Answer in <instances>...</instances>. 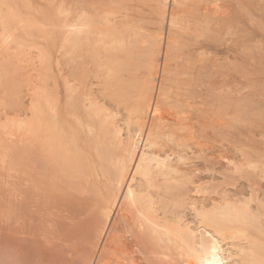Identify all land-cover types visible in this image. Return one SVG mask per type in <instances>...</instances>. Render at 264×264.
I'll return each instance as SVG.
<instances>
[{"label":"bare ground","instance_id":"bare-ground-1","mask_svg":"<svg viewBox=\"0 0 264 264\" xmlns=\"http://www.w3.org/2000/svg\"><path fill=\"white\" fill-rule=\"evenodd\" d=\"M11 1H14V0H0V10L2 11V13L0 11V14H2V18H3V19L0 18L2 20L0 23V25H2L1 26L2 32L0 34V40H2V42L6 45V47L8 46V48H11L9 46V44L11 45V42L16 43L17 46L22 47L24 45L23 38H20L18 40H15L14 38H12L13 35L10 34V32H9L10 30H9L8 26L10 24L9 19H10L11 14H12L11 17L13 20H15V22H22L25 19H23V18L21 19V15H19V14H21L20 12L15 13L17 7L12 10L11 7L13 6V4L11 3ZM78 1L75 0L76 4ZM84 1H89V0H83L82 3L79 1L81 4H79V2H78V5L81 7V5H83L84 3L86 4V2H84ZM99 1H102V2H99ZM99 1L98 0H90L88 2L89 4L83 5V8L80 10V12H79V10H77V12H79V13L75 12L76 11L75 7L76 6L78 7V5H76V4H74V6L75 5L76 6L73 8L71 7V5L70 6L67 5L68 7H71L72 9H74L75 13L73 12V10L71 8H67V6L63 7V9H64L63 12H66V14H68L67 20H66V18H65L66 21L63 19L65 21V22L64 21L63 22L66 23V25H65L66 30L64 32V37H63V42H62V44H63L62 48L64 47L66 49L64 54H67L66 55L67 58L65 57L66 58L65 61L66 62L69 61V62H67V64L71 63L72 65L76 64L77 66H76V68H73V71H74L73 73L69 74V72H71V70H69V72L67 73V76L65 75V79H64L65 80L64 81L65 82L64 83L65 92L64 93H62L63 91L61 92L62 95L64 94V97L60 96L61 95L60 94L61 89L58 88V85H59L58 82H60V80L56 81L55 76H54L55 78H53V76H48L47 73L45 76L43 74L44 77L47 76L46 78H44L42 75L41 76L43 78L41 76H39V77H41L39 79L41 82L38 83L39 82V80H38L37 81L38 85L36 86V84H35L36 88L34 87V90H32L33 91L32 93H34V95L32 94L33 98H31V100H32L31 104L29 102V105L31 106V111H32L33 115H35L34 116L35 117V122H34L35 125L33 127L32 133H29L30 128H28V130H26L25 132H23V130L21 132L19 129H18L19 131H17L18 132V135H17L18 145H19V143L20 144L23 143L25 145V147H27L30 150L29 151L30 153L28 151H27V153L29 154V158H31L30 154L32 153L33 156L31 155L32 156L31 162L32 161H34V163L36 162V165H37L36 169L42 168V166H44V169L47 172L46 176H48L53 183H57V184L61 183L60 185L62 187H65V188H71L72 189L73 185L80 188L79 186H83V184H84V188L86 189V191H88L90 193V196L85 198V199H81V198L80 199H78V198L72 199L70 197L71 200H69L68 197L70 195L69 196L63 195L64 197L68 198V201H66L67 200V198H66L65 202L69 203V205H67L66 203L63 202L64 205H63V203H61L62 205L59 206V202H58V206L60 208H57V207L53 206L54 205L53 202L55 200H53V202H52L51 201L52 199L48 197V193L50 192L49 190H51V189H49V187L44 186V188H42V189L40 188V191L36 190L37 192H34L36 194H32V196L36 195L38 197V199L33 200L34 202H32V201H29L30 199H28V197H27V195H28L27 190L22 189L23 185L21 187L18 185L19 183H22L20 179H22L23 182L24 181L27 182L26 180H24L25 178H21V175L19 174V176H17V177L20 178V179H18V180H20V182L18 181L19 182V183H17L18 186L15 185L14 189H10L8 187L9 183H8V180L6 179V181H5L6 187H4V188H6V190H5V194L3 196L5 199L3 198L4 201L2 203V204L5 203L4 207L2 206L4 209V212L2 214V216H3L2 218L5 222L6 227L3 226L5 228H3L4 230H1V232L3 231L2 232L3 234L1 233L3 240L2 239L0 240V242H2V244L0 243L1 244L0 250H3V252L2 251H0V252L4 255V257H3V259L1 258L0 264L2 263V261H4L2 264H46V262L50 259L47 256L48 252L53 254L51 257L52 260L56 254L55 252H53L54 250L51 247H50L51 249L49 248L50 251H47V250H49L48 249V247L50 246L49 243H52L54 246V245H57V243H58L57 240H59L60 238H61V240H64L66 238L65 240H68V242H70L72 239L76 241V239L82 238V240H83V237L85 239H86V237L87 238L93 237V242H91L92 248H94L93 250H91L93 256L95 254V253L93 254V252H96L95 251L96 248L99 249V250L97 249L99 251V253H101V254L105 253L104 255L100 254V257L98 258V260L95 258L96 262L98 261V263H96V264H101V263L103 264V261H104V264H106V263L110 264V260L113 261V262H111V264H113V263H116V264H146L143 262L145 257L143 258V256L141 257V255H143V253H144L143 250L147 247V245L149 248H151L150 242H152V241L157 242L158 245L165 247L166 249L175 251L176 254L179 256V260H180L181 264H205V261L213 259V256L211 253L212 245H214L215 249H216L214 259L216 261L220 262V264H239V259H237L236 256L244 255L245 257H247V254L248 255L249 254H252V255L255 254L256 256L258 255L259 257H262L260 259V261L258 262V264H264V242L262 241L263 238H261V236H259V232H263V231H261V229L259 231L258 229L254 230L253 228H251V225H253L256 222V218H258L262 214H264V194L262 195L263 197H260L257 195L256 190L258 191V187L253 188L254 191L251 190V193L252 192L253 193L250 196L244 195V197L242 196L239 198H236L237 197L236 195L234 197L227 195L226 192L229 190H227V191L225 190L226 191L225 192L224 189H222L223 194L221 193L222 195L216 196V197H219V199L214 197V199H217V200L213 201V199H212V203H210L209 200L211 201L210 198H212L213 196L212 197L210 196L209 198L207 197L209 200L206 199L205 201H204L205 198H203L202 202L204 201L206 203H202V202H200L201 200L200 201L198 200V198L197 199L190 198L191 196L185 197L184 194L173 192L172 186L175 185L176 183L178 184V182H179L178 180L180 177H184V176L188 175V173H189L188 171H191V169H193V170L198 169L197 166H195V165L193 167L187 166L189 163L188 161L191 162L194 158V155H196V153L199 156L200 153H202V150L203 149L205 150V148H203V146H201L200 144L195 143L197 147H199V146L201 147L199 149V148L195 147V145L189 144V142H187V140H190V138H191L190 135L193 134L191 132H193V130H195V128L193 127L195 125H193V123L189 122L190 124L187 125L186 124L187 122L184 123L185 118L183 120H180L179 121L180 123L177 121L171 122L168 118L171 116H167V118H168L167 119L166 115H163V112L164 111L167 112V111L163 110V108H162L163 106L161 107V105L159 103H161V101H163L162 97L163 98L165 97V99H166L165 101H168L167 98H169L170 96L168 97V93H167L168 89L166 90V88L169 86V84L167 83L168 84L167 87L164 86L165 84L163 85L164 86L163 88H165V91L159 89V92L157 94L154 92V90L156 88V75L158 74V68H159V65L157 68V64L159 63V61H157V56H159V55H157V54L159 51L161 52L162 48L160 49V47H161L160 45L162 44L163 38L165 40V38L168 35L163 37L164 33L162 32L163 34L161 33V35H160V33H159V35H156L155 38L151 39L149 37H146V36H149V33H148V35H146L144 32L146 30V26L144 27L145 30L142 29L143 27H139V26L137 27V30H134L136 28H134V26H131V22H130L129 18L126 19L127 15L124 16L123 21L121 19L117 22V20L111 19L113 16L112 13L115 10L119 11V10L123 9L125 6H127L126 4L128 2H130L131 0H111V1L110 0H108V1L107 0H99ZM132 1H136V0H132ZM137 1L141 2V0H137ZM147 1H148V3L151 2L153 4V7H151V5H152L151 3L149 5L150 6L149 9L154 11L153 13L152 12L151 13L154 14L156 12L158 15L155 13L154 16H156V17L159 16L155 19L159 18L160 22L163 24V25L161 24L162 28L159 27L160 25L158 26L159 30L162 31V29L165 27L166 21L168 22V23H166V25H169V32H168L169 37L168 38L170 39V37H171L170 41L173 39V37L170 36V35H172L170 33V30H171V28L174 29L176 27H177V29H179L183 33L187 31L190 35L187 34V32L185 34H187L189 36H193L194 38H199L200 35L202 34V36H201L202 39L204 37V34L209 30L207 33L208 34L211 32L214 33L213 36H212V34H210L212 37H214L215 33H217L218 35L216 34L217 36H215V37H217V39H219V40H221V39L225 40V37H224L225 34L224 33H226V35H227V30H225L226 32H223V34H221V32L224 29H227L228 28L227 26H229V25L230 26L228 28V32H229V30H233V29L237 30V28H238V30H240V28L241 27L244 28V24L247 25V23L251 27L250 28L248 26L247 30L248 29L251 30L253 27H257V28L259 27V30L262 29V27L264 29V26H263L264 24L262 21V20H264V7H262L263 5H262V3H260L262 0H260L259 2H258V0H237V1H235L236 4L231 3L232 5H231L230 9H229V7L225 9L224 7L227 6L225 4H224V6L220 5L222 3V0L221 1L216 0L215 3L213 2V4H216L218 1H220V4L217 3L216 5H218V6H216V5L215 6L216 7L220 6V9L221 10L223 9V11H221L220 9H218L214 6V8H216V9H214V8H213L214 10L210 9L211 11H209V12L214 11L215 13L212 12V13H214V16H216L217 13H219V15H221V16L218 15L219 16V17L217 16L218 19L216 17L217 20L220 19L219 21H217L215 18H213V15H212V17H210L207 14L206 10L208 11L209 8L208 9L205 8L206 10L204 9L206 14L205 13L203 14L202 10H200L201 13L199 15L198 8L201 9V7L197 5L198 7L196 6L197 8L196 7L194 8L193 6H195V5H193V6L190 5V6H192L191 7L192 9H191L188 6V3H190L189 0H187V2H186V0H184V1L183 0H147ZM147 1H146V3H147ZM203 1H205V0H203ZM230 1L234 2V0H230ZM19 2H22V1H19ZM111 2L113 3V6L111 5L112 4ZM184 2H186L187 6L186 5L185 6L188 7V9H189L188 11H190V13L192 14V16H191V15H189V12H185L189 16V18H186V19H189V23H191V24L186 22V21H188L185 19V17L187 15L184 13H180V12H182L181 8L179 10V13H180L179 18H180L181 14H184V16L182 15L183 17L181 16L182 17L181 19L186 23H183L182 20L179 21V18L177 16V10L179 9L178 7H183ZM200 3H202V0L199 1V4ZM20 4L26 5V2L20 3ZM109 5H111L112 9L110 7H108ZM180 5H182V6H180ZM24 6H22V7H24ZM147 6H148V4H147ZM14 7H15V4H14ZM186 7L184 9H187ZM137 8L139 10V7H137ZM137 8L135 9V11L137 10ZM174 8L177 10H174ZM141 9H142V11L141 12L139 11L141 13L139 15V20L140 19L142 20V18H143V20H145L147 18V16H149V14H151L149 12L150 10L148 11L149 12L148 15H146L147 11L145 10L146 12H143V10H144L143 7L140 8V10ZM184 9H182V10H184ZM195 9H197L198 11ZM228 9H229V11H228ZM231 9H233V10H231ZM61 10H62V7H61ZM61 10L58 9V12L60 13ZM110 10H112V11H110ZM194 10L196 11V14L192 13V12L195 13ZM204 10H203V12H204ZM216 11H218V12H216ZM258 11H261V12H258ZM125 12H126V10L123 12V14H125ZM220 12L222 14H224V12H227V15L230 16V18L227 16V18L229 20H227L226 15H224V17H222L223 15ZM229 12L231 15L229 14ZM236 12L239 15L236 14ZM143 13H146V14H144L145 16L143 15L144 17L141 16ZM240 13H242V14H240ZM244 13H246V14L243 15ZM257 13H259V14H257ZM109 15L110 16L112 15L111 18ZM135 15H138V13H136ZM193 15H195L194 18H190V16L193 17ZM240 15H242V17ZM246 15H247V17L252 16L251 19L248 18V20H247L248 22L245 21L247 19ZM256 15H259V16L257 17ZM51 16H54V15L51 14ZM151 16H153V15H151ZM154 16H153V18H154ZM197 16L201 17V19H202L201 23H198V21H199L198 19H200V18ZM202 16L204 17V20H203ZM233 17H235V18H233ZM236 17L239 19H243V20H241V23L244 22L243 26L240 27V25H242V24L237 23V22H240V20L239 19L236 20L237 19ZM261 17H263V18H261ZM150 18H152V17H150ZM253 18H255L254 19L255 21L252 20ZM57 19H58V17H57ZM135 19H137V21H138V18H135ZM155 19H153L154 22L158 21ZM190 19H192L193 22H190V21H192ZM234 19H235V21H234ZM29 20H26L27 24L31 23V21H29ZM196 20H198V21L196 22ZM231 20L234 22L235 25L233 24V22L228 23V21H231ZM250 20H251V23L253 22L252 25L249 22ZM259 20H260L261 24H259V23L258 24L261 25L262 27H260L258 24L254 26V24H256L255 22H259ZM114 21H116V22H114ZM149 21H152V20L150 19ZM212 21H214V22H212ZM146 22H147V20H146ZM194 22H195V24H194ZM215 22L217 24L219 22L220 27H219V25H217L218 26L217 27ZM225 22H226L227 26L225 25ZM179 23H181V26L179 25ZM192 23L194 24L193 25L194 29L191 28ZM210 23H211V26L215 25L214 27L217 29H215L214 27H211ZM230 23L232 25H234L235 27L232 26ZM39 24H41V23H39ZM117 24H119V26H117ZM156 24L157 23H155V25ZM182 24H184V25H182ZM237 24H238V26H237ZM20 25H22V23ZM41 25H39V26H41ZM185 25H186V27H185ZM31 26H33V28H34L35 25H31ZM39 26H37V28ZM179 26H180V28H179ZM12 27H15V26H12ZM24 27H23V29H24ZM223 27H224V29H221ZM15 28L18 29L17 27H15ZM40 28L41 27H39L37 29L38 30L37 32H39ZM123 28H124V31H121ZM245 28H244V31H246ZM12 29L15 30L14 28H12ZM12 29H11V31H13ZM181 29H184L185 31L181 30ZM263 29L261 31H264ZM219 30H222L220 32V35L217 32ZM237 32L238 31L235 32L236 35L237 34L241 35V32H242V35H244V37L243 36H240V37H242L243 39L248 38V36H245L246 32H248V31L243 33V29H241L240 33L239 32L237 33ZM249 32L247 33L248 35H250ZM252 32H254V30ZM25 33H26V30H25ZM41 33H45V32H41ZM207 33H206V36L209 37L210 35H207ZM12 34H14V33H12ZM27 34H30V33L27 32L26 35ZM39 34H40V32L37 35H39ZM142 34H144L143 35L144 36V41H143L144 43L142 42V40H143ZM132 35H134L135 37H132V39H131L130 36H132ZM251 35H256V37L255 36L251 37V38H254V40L250 41V40H252V39H250L248 41L253 42L252 43L253 45H254V43H256L255 46L257 44H259L260 41H261V43H262V41H264V38L262 39V37H261V35H259V33L258 34L253 33ZM263 35L264 34H262V36ZM257 36L258 37L260 36L262 40L260 38H258ZM223 37H224V39H223ZM145 38L150 41V43L147 42V44H149V45H147V47L144 45L146 47L145 49L148 50L150 48V50H149L150 52L146 51V50L145 51H146V53L148 52L151 55H149L148 53L146 55L144 53L145 51L143 50L144 48H142V46H141L142 44L146 43ZM245 39H244L245 42L240 40V43H239L240 46L239 47L243 46L241 49H243L244 51H241V52L239 51V52L241 54H243V52H244L245 55H247L250 53L248 52L246 54L247 51L244 49V47L247 48L246 46H244V45H246V41H247ZM256 39L260 40L259 43H258V41L255 42ZM197 40L198 39H196V40L194 39L193 43ZM203 40H206V41L209 40L210 41L209 44H210L211 40H214V39L208 38V40H207V37H206V39H203ZM168 41L166 42V45L168 44ZM202 41H197V43H199V42L201 43ZM236 41L238 43L239 39ZM173 43H172V45H175ZM203 43H206V42L203 41ZM252 44H249V45H252ZM196 45L198 46V44H196ZM83 47H87L88 48L87 50H89V48L94 50V55H92L91 59H89L88 55L87 56L82 55V54L77 55V53L80 52L79 49H81V52H82ZM209 47L211 48V46L208 45V47H207L205 44L201 43L200 48L202 51L199 50V52H197L198 48H199L198 47V48H196L197 50L194 49V50H196V52L193 51V53H192V51H191V54H193V55L191 56L189 54V56L193 57L197 53V56L195 55V57H194L195 59L197 57L196 62L199 61L198 58H200V60L202 61L201 58L204 56H206V58L204 57L203 61L205 59H207L206 62H208L209 58H207L208 57L207 54L209 52V50H208ZM64 48H63V51H64ZM189 48H191V47H189ZM206 48L208 51H206L207 54H204L205 53L204 49H206ZM252 48L254 49L253 46H252ZM262 48H264V47H262ZM102 49H104V51H101ZM158 49H159V51H158ZM176 49L177 48H175V50ZM191 49H193V48H191ZM261 50H263V49H261ZM261 50H258V51L261 52ZM102 52L104 54H102ZM40 53L42 54L41 50H40ZM202 53L204 54V56L201 55ZM209 53L211 55L212 51H210ZM216 53L218 54L219 52L217 51ZM19 54H21V52ZM22 54H23V52H22ZM237 54H238V52H237ZM237 54H235V55H237ZM9 55H10V53H9ZM177 55H179V54H177ZM213 55H216V54H214V51H213ZM262 55H264V54H262ZM84 58H85V60H88L90 62L91 66L94 68V70H91L92 68L89 70L86 69V67L89 68L88 67L89 62L88 61L85 62ZM78 59H80V60H78ZM174 59H175V61L178 59V61H176V62H179V56L177 58L175 57ZM186 60L189 61V57L186 58ZM192 60L193 59H191V61ZM221 60H222V58H221ZM223 60H225V59L223 58ZM237 60H239V59H237ZM164 61L166 63L163 65H166L167 63H172V62H170L169 58L167 60L165 59ZM212 61H213V59H212ZM185 62H182V63H184L183 65H185L187 63L188 66L190 65L189 66L190 71H192L193 69H191V67L192 68L194 67V66H192L193 65L192 63H194V61L190 62L192 65L189 62H186V63ZM206 62L204 65L202 64L201 68H199V69H201V71L204 70V69L202 70V68H204L206 65L207 66L209 65V64H206ZM214 62H215V59H214ZM223 62H225V61H223ZM86 63H87V66H86ZM182 63L181 64L179 63L180 64L179 67H178V65H176V67H175V66H173V64H168V66L172 65V67L178 68L177 70H179V68L181 67V70L183 72L184 70L182 69V67H183ZM198 63H197V65H198ZM208 63H210V62H208ZM241 63H243V62H241ZM9 64L10 63H8V65ZM90 64H89V66H90ZM220 64H222V63L220 62ZM220 64H219V66H220ZM200 65H201V63L197 66V68L200 67ZM238 65H241V64H238ZM94 66L97 68L95 69ZM140 66H144L145 69H147L148 74L146 73L147 74L146 77L145 76L143 77V75H145V74H143V75L141 74V76H140V74L137 70V67H140ZM207 66L205 67V70H206ZM212 66L213 65L208 66V67L210 68ZM228 66L232 67L233 65L229 64ZM244 66H245V68H244ZM4 67H6V66L4 65ZM166 67H167V65L163 69L168 68V67L167 68ZM186 68L187 67H184L185 70H186ZM197 68H194L193 72L196 71ZM209 68H207V69H208V72H210V74H211L212 70L209 71ZM243 68L246 69V65L243 64ZM10 69H12V68H10ZM140 69H142V67ZM220 69H221V67H220ZM7 70H9V69L7 68ZM16 70H17V68H16ZM85 70H88V71H85ZM95 70H97V71H95ZM99 70H100L101 74H100ZM170 70H172V71H170ZM170 70L169 71L172 73L177 72L176 69H173L171 67H170ZM181 70H179V71H181ZM187 70H186V72H188L187 75H189L190 71H189V69H187ZM229 70H230V68H229ZM92 71L98 72L97 76L98 75L100 76L98 78H102V79H97V76H94V79L99 80L98 82L96 81L97 83L101 82L100 83L101 87H98L99 88L98 91H97V89H94L97 92V93H95V91H94L95 94H93V92L91 91V89L95 88V87H93V85H94L93 82H92L93 84L90 83V80H89V83L92 85L90 86V84H87V86L89 85L88 88H87V86H86V89L83 88L84 84L86 85L85 78H87L89 73L90 72L92 73ZM164 71L166 72L167 70H164ZM86 72H89L87 77H86ZM95 72H93V73L96 74ZM208 72H206V73H208ZM178 73H180V72H178ZM181 73H180V75H181ZM224 73H225V71H224ZM224 73H223V75H224ZM191 74H190V76H191ZM4 75L6 76V72ZM183 75H186V74L183 73ZM199 75H201V74H199ZM211 75L213 76V74H211ZM169 76H170V74H169ZM190 76H189V78H190ZM1 77H3V76H1ZM207 77L205 79H207ZM217 77H219V76H217ZM259 77H257V78H259ZM186 78H188V77H186ZM223 78L227 81V78H225V76ZM46 79H50V80L53 79V81H51V83L49 82L50 85H52L54 83L53 86L43 85L46 83ZM58 79H59V77H58ZM195 79H198V78H195ZM224 79H222L221 82L225 81ZM198 80H200V79H198ZM207 80H209V78ZM207 80L204 81V78H203L202 82L204 81V82H206L205 85L206 84L208 85ZM6 81H8V78H6L5 82ZM75 81L79 82V84H77ZM84 81H85V83H84ZM163 81H164V79H163ZM87 82H88V80H87ZM212 82H215V80ZM253 82H255V81H253ZM4 83H1V84H4ZM218 83L220 85V82H218ZM228 83H230V81L226 82V83L223 82V83H221V85L223 87V86L227 85ZM159 84L162 85V83H159ZM81 85H83V87ZM251 85L256 88L255 85H257V84L254 83V85L253 84H251ZM227 86H229V84ZM227 86H225V87H227ZM244 87L245 86L243 85L241 89H244ZM259 87L262 89V87L264 88V85L261 86L259 84ZM13 88L17 89L18 87L14 86ZM14 91H15V93H13V91H12V94H14V96H16L15 98L17 99V95L19 94V91L18 92H17V90H14ZM263 92H261V94ZM155 94H156V96H155ZM241 95H243V94H241ZM19 96H20V94L18 95V97ZM245 98H246V96H245ZM245 98L241 96L240 99H243V100L237 102V104L235 103L237 110H234V111L236 112V114L239 113L238 114V116H240L239 118L243 117V118H241L243 120V119H245V117H247L244 115V112L245 113L247 112L246 114L251 113L252 115H254V114L260 115V113H263V115H264V105L262 107V104H261L264 102H261L260 100H258V102H257V99L255 100L254 97L252 99L251 96L247 97L248 99L244 100ZM225 99H227V98H225ZM13 101L14 100H12L11 103H13ZM165 101L163 103H165ZM259 101H260V103H259ZM168 103H169V101H168ZM17 105H18V103H17ZM162 105H164V104H162ZM207 105H206V107H207ZM222 105L225 106L224 104H222ZM215 106L217 107V105H215ZM216 107H215V109H216ZM207 108H209V107H207ZM224 110H226V109L223 108L222 111H224ZM229 110L230 109H228V111ZM205 111H208V110L206 109ZM230 114H227V115H230ZM238 116L236 115V117H238ZM206 118H208V116ZM239 118L237 119V118L232 117V120L234 119V120H237L238 122L242 123L243 121L239 120ZM166 120H168V122ZM256 120H258V119H256ZM181 121H183V123ZM216 121H218V122L220 121V123H221V120H216ZM216 121L214 124H215V126L219 127L218 124L220 125V123H218V122L216 123ZM24 122L27 123L26 120ZM228 122L226 121V124H225V122H222V123L225 125H228V124H230ZM232 122H234V121H232ZM259 122H261V119ZM236 124H238V123H236ZM243 124H244V122H243ZM261 124H262V122H261ZM17 125H18L17 127L20 126V124H17ZM250 125H252V124L250 123ZM221 126H224V125H221ZM24 127H27V125L25 124ZM24 127H23V129H24ZM185 130L187 131V134H185L186 133ZM190 130H192V131L190 132ZM183 131H185V133ZM223 132H225V131H223ZM6 133H7V135H9L8 136L9 138H10V135L12 136L15 134L14 132L12 133V131L6 132ZM224 134H226V133H224ZM14 136H16V135H14ZM185 138H186V140H185ZM192 145H193V147L190 149V146H192ZM187 148L192 151V154H194L193 157L191 156L192 160H191V157L189 156V154L187 153L188 152ZM196 148L199 150H197ZM186 149H187V152H185ZM195 149H196V151H195ZM239 149H241V148H239ZM260 149H261V147H260ZM243 150L244 149L242 148V151L241 150H239V151L244 152ZM203 153H204V151H203ZM204 154H201V155L202 156L207 155L206 157H210V155H208V153H206L205 155ZM221 155H223V154L221 153ZM221 155H218V157H220ZM243 155L244 156H241V157H244V158H241V160L246 161L245 164H249L251 167L249 168V165L248 166L245 165L244 162L242 163V161H240L241 163L239 161H237V163L239 162L238 164H235V161H234V164L236 165V170L234 171V174L238 173L237 175H239V174L243 175V173H245L244 175H246L248 173L247 174L248 177L250 179H252V181L254 182L253 178L256 177L255 171L257 174L261 173L259 175H262V173L264 172L262 170L263 168L259 172V168L261 166L258 168V171H257L256 167H258V166H256L257 165L256 163H258V162H257L256 158L258 156H255V155H258V154H257V152H256V154L254 153V155L250 153V156H249V153L247 154V152H246V154H243ZM228 156H225V157L227 158ZM221 158H223V157L221 156ZM226 158H225V160H226ZM260 158H261V156H260ZM194 159H196V158H194ZM208 159H210V158H208ZM231 159H232V157H231ZM227 161H230V159H228ZM231 161H233V159ZM20 163H22V162H20ZM193 163L194 162H192V164L191 163H189V164L193 165ZM212 163H214V162H212ZM253 163L255 165H251ZM226 164H228V162ZM230 164H229L230 165L229 168H231L232 165H234L232 163H230ZM241 164L246 166V169L242 168L244 170V171L242 170L243 173H240L241 171L238 168V165H241ZM235 165H234V167H235ZM261 165H264V163H262ZM254 166H255V170H253V172H254L255 176L253 177L254 174L250 173L249 169H251V170H252V168L254 169ZM188 167H190V168L192 167V168L190 169ZM239 167H242V166H239ZM16 168H18V167L16 166ZM16 168L14 166H9L8 169H11L14 171L16 170V172L18 174V171ZM103 170L110 171V173L108 172V175H107V177H108L107 183L108 184L102 193H99V192L96 193L94 191L97 188L96 184H98L99 182L96 181L95 173H97V175L100 176V174ZM228 170L227 171L230 172L231 169H228ZM232 170H233V167H232ZM237 170L240 172H238ZM7 171H9V170H7ZM22 171H23V169H22ZM186 171H187V173H186ZM226 172H221V173H224V175H227V177L226 178L224 177V178L225 179L228 178V179H230V181L233 180V177L235 175L232 176V173L231 174L229 173V176L231 175L229 177L228 173H226ZM198 173H200V171ZM22 174H24V172ZM251 174H253V175H251ZM10 175H14V174L10 173ZM10 175H8V176L10 177ZM24 175H27V174H24ZM28 175H27V177H28ZM241 175H239V176L241 177ZM200 176L201 175H199L198 177L196 176V177L199 178ZM239 176H237V177H239ZM262 176H264V173ZM190 177H188V178L190 179ZM231 177H232V179H231ZM236 178H234V181H238ZM244 178H245V176H244ZM29 179L32 180V178H29ZM198 181H200V180H198ZM250 182H251V180H250ZM46 183H47V181H46ZM102 183L100 182V185ZM35 184H36V182L33 184V187ZM179 184H180V182H179ZM28 185H29V183H28ZM125 185H127V189H126L127 192L126 193L128 195L129 200L128 201L125 200L124 202H120V193H121L122 188H124ZM262 185H263V183H262ZM212 186L214 187V185H212ZM233 186H235L234 183H233ZM243 186H244V184H243ZM50 187H52V186H50ZM102 187L104 189L103 185H102ZM160 187H163V191H159ZM238 187H240V186H238ZM36 188H38V186ZM54 188H56V187H54ZM215 188H216V185H215ZM38 190H39V188H38ZM52 190H54V189H52ZM56 190H57V188H56ZM186 190H187V188H186ZM240 190H242V189H240ZM12 191H13V193L15 192L14 196H12ZM59 191H61V190H59ZM181 191H183V190H181ZM8 192L10 194H8ZM56 192H58V191H56ZM254 192H256V193L254 194ZM229 193H230V191L228 192V194ZM6 194H7V197H6ZM50 194H52V193H50ZM56 194L57 193H55V195ZM81 194L82 193L80 192V195ZM189 194H190V192H189ZM219 194H220V191H219ZM55 195H53V196H55ZM60 195H61V193H60ZM238 196H241V195L239 194ZM11 197H13V199L15 198L14 199L15 201ZM123 197H124V195H123ZM61 198H63V197H61ZM233 198H235V199H233ZM35 199H36V197H35ZM11 200H13V201H11ZM123 200H124V198H123ZM253 201L255 203L257 201H261L262 203L257 202V206H254L252 203ZM51 202H52V204H51ZM139 202H141L143 204V207H144V209H146V212H144V210H141V208L139 206ZM55 203H56V201H55ZM196 203H200L199 207L204 211V213L201 214L202 218L200 219V221H202L203 223H205L207 225V227H204L202 229V231L198 227L200 229L199 231H201L200 242L197 243V244H200V251L199 252L194 250L193 246L188 241L187 237L181 236L178 233V231L176 229L177 222L174 223L172 219H169L167 217V214H171L174 211H176V213H178L177 216L179 217V221H180V220H182V219H180V217H182L183 214L186 213L185 212L186 210H184L183 212H182V210L186 209L190 205H194ZM155 205L156 206L159 205V206H157L158 208H156V209H157V211L161 210L160 216L163 217V215H164V218H167L168 223L160 224V223H157L153 220V218L151 216V207L155 206ZM3 209H2V211H3ZM137 210H140L139 212L142 215H138ZM194 212H196V211L194 210ZM197 213H198V211H197ZM46 215H47V217L50 216V218H46ZM192 215H193V212H192ZM187 216H188V214H187ZM195 216H197V214ZM195 216H193V217L195 218ZM158 217H159V215H158ZM190 219L191 218H189V220H188L186 218L185 222H188V221L189 222L187 224L185 223L186 225L183 224V226L184 225L189 226L190 223L195 220V219L194 220L191 219L192 221L190 222ZM30 220L34 223H32ZM181 222L184 223V221H181ZM258 222H256V223H258ZM20 223L21 224L23 223V224L21 225ZM192 223H191V225L194 224V223L193 224ZM194 226H192V227L195 229L196 226L195 227ZM20 227H21V229H20ZM43 233H44V236H43ZM45 233H46V236L50 235L51 237H49L48 239H41L42 237H46ZM1 234H0V237H1ZM58 237H60V238H58ZM54 239H56V241H57V242L55 241L56 243L54 242L55 244L53 243ZM84 240H83V242H84ZM59 242H60V240H59ZM48 244H49V246H48ZM51 250H53V251L51 252ZM109 250H111V252H114V254L112 253V255H111L110 253H107V252H110ZM104 251H107V252H104ZM99 253H98V255H99ZM152 253H155L156 255L159 256L158 260L155 261L156 263L159 261V258L163 259V257H160V255H162L168 259L170 258L166 253H163L161 251H157L155 249L153 250ZM105 255L109 256L110 260H107L108 258L107 259L105 258L106 260L105 259L103 260ZM146 255H148V254L146 253ZM49 256H51V255H49ZM88 256H90V259L93 260V257H91V255H88ZM95 257H96V255H95ZM233 257H236V259ZM51 259H50V261H52ZM152 259H153V257H152ZM170 259H169V261H170ZM91 260H89L90 263H91ZM245 260H243V261L245 262ZM160 261H162V260H160ZM47 263H50V262H47ZM161 263H163V262H161ZM172 264H174V263L172 262Z\"/></svg>","mask_w":264,"mask_h":264},{"label":"rangeland","instance_id":"rangeland-1","mask_svg":"<svg viewBox=\"0 0 264 264\" xmlns=\"http://www.w3.org/2000/svg\"><path fill=\"white\" fill-rule=\"evenodd\" d=\"M18 0H14V1H11V3L13 4V6L11 7L12 8V10L14 9V8H16L17 7V9H16V11H15V13L16 12H20L21 14H19V15H21V19L23 18V19H25L24 21H22V22H15V20H13L12 19V17H11V15H10V19H9V21H10V24H9V26H8V28H9V32H10V34L11 35H13V37L12 38H14L15 40H18V39H20V38H23V40H24V45L22 46V47H20V46H17L16 45V43H12L11 42V45L9 44V46L11 47V48H8V46L6 47V45L2 42V40H0V82L1 83H4L5 82V80H6V78H8V81H6L4 84H1L0 83V234L3 232H1V230H4L3 228H5L6 226H5V222H4V220H3V216H2V214H3V212H4V209H3V207H4V204H2L3 203V196H4V194H5V190H6V188H4V187H6V184H5V181H6V179L8 180V187L10 188V189H14V186L15 185H17V183H19L20 182V180H21V182L23 183H19L18 185L21 187L22 185V189H25V190H27V194L29 195H27V197H28V199H30L29 201H32V202H34L33 200H37L38 199V197L36 196V195H34V196H32V194H36V193H34V192H37V191H40V188L42 189V188H44V186H46V187H49V189H51V190H49L50 192L48 193V197L49 198H51L52 200V202H53V200H55L56 201V203H55V201L53 202L54 203V207H57V208H60L59 206H61L62 204L61 203H66L65 202V199L67 198V197H64L63 195H65V196H69L68 198H69V200H71L70 199V197L72 198V199H76V198H78V199H85V198H87V197H89L90 196V193L88 192V191H86V189L84 188V184H83V186H79L80 188H78L77 186H75V185H73V188L71 189V188H65V187H62L59 183L57 184V183H53L52 181H51V179L48 177V176H46V170L44 169V166H42V168H37L36 169V167H37V165H36V162L34 163V161H32L31 162V158H32V153L30 154V157L31 158H29V154L27 153V151L29 152L30 150L27 148V147H25V145L23 144V143H19V145H18V137H17V135H18V132L17 131H21L22 132V130H23V132H25L26 130H28V128H30L29 129V133H32V130H33V127H34V122H35V115H33V113H32V111H31V106L29 105V102H30V104H31V98H33V96H32V94L34 95V93H32L33 91L32 90H34V87L36 88V86L38 85L37 84V81L43 76V74H44V76L46 75V73H47V75L48 76H53V78H55L56 77V81H59L60 80V82H58V88L59 89H61L60 90V96L61 97H64V94L62 95V93H64L65 92V88H64V79H65V75L67 76V73L69 72V70H71V72H69V74L70 73H73L74 71H73V68H76V64H71V63H68L67 64V62H69V61H65V59L67 58L66 57V55L67 54H64L65 53V48H64V51H63V48H62V46H63V44H62V42H63V37H64V32H65V30H66V27H65V25H66V23H64L66 20H67V17H68V14H66V12H63V7L65 6H70L71 5V7L73 8V7H75L76 5H78V2L80 1L81 3H82V1L81 0H76V1H78L77 2V4H76V2H75V0H19V1H22V2H17ZM90 1V0H89ZM89 1H84V2H86V4H89L88 2ZM99 1V0H98ZM108 1V0H107ZM111 1V0H110ZM146 1L147 0H141V2L140 1H130V2H128L126 5L127 6H125L123 9H121V10H115L112 14H113V16H112V18H111V16H110V18L111 19H115V20H117V22L119 21V20H121L122 19V21H123V18H124V16H126L127 15V18L126 19H128L129 18V20H130V22H131V26H134V28H136V29H134V30H137V27L139 26V27H143L142 29L143 30H145V26H146V30L144 31L145 32V34L146 35H148V33H149V36H146V37H149V38H155L156 37V35H159V33H160V35H161V33L163 34V37L164 36H167L166 38H165V40H164V38H163V41H162V44L160 45L161 47H160V49H161V52L159 51V49H158V54L157 55H159V56H157V61H159V63L157 64V68H158V65H159V68H158V74L156 75V88H155V90H154V92L157 94L158 92H159V89H161V90H163V91H165V88H163L164 86L165 87H167L168 86V84H169V86L166 88V90H167V93H168V97L170 98H167V100L169 101V103H168V101H165L166 99H165V97L163 98L162 97V100L163 101H161V103H159L160 105H161V107L163 108V110H166L167 112H163V115H166V118H167V116H171V117H168L169 118V120L172 122V121H177V122H179L180 120H183L184 118V123L185 122H187L186 124L188 125V124H190L189 122H191V123H193V125H195V126H193L194 128H195V130H193V132H191L192 130H190V132L191 133H193V134H191L190 136H191V138H190V140H187V142H189V144H193V145H195V147H197L196 146V144L198 143V144H200L201 146H203V148H205V150L203 149L202 150V153H200V155L198 156L197 155V153H196V155H194V154H192V151L191 150H189L188 148V152H187V149H186V151L185 152H187L188 154H189V156L191 157H193V155H194V158H196V159H194L193 158V160H192V157H191V162L190 161H188L189 163H191L192 164V162H196L195 164L193 163V165H190L189 163H188V165L187 166H197V170H193V169H191L190 167H188V168H190L191 169V171H188L189 173H188V175H186V176H184V177H180L179 178V182H180V184H179V182H178V184L176 183L175 185H173L172 186V189H173V192L174 193H180V194H184L185 195V197H190V198H194V199H197L198 198V200L200 201V202H202V200H203V198H205L204 199V201L206 200V199H208L210 196L212 197V198H210L211 199V201L209 200V202L210 203H212V199H213V201L214 200H217V199H219V197H216V196H219V195H222L223 194V192H222V189H224V191L226 190H229L230 191V193L228 194V192L229 191H225L226 192V194L227 195H229V196H232V197H234L235 195L237 196L236 198H239V197H244V195H247V196H250L252 193H251V190H253V188H257L258 187V191L256 190V192H257V195L258 196H260V197H263L262 195L264 194V176H262L263 175V173H262V175H259V174H261V173H259V174H257L256 173V171H255V174H256V177L255 178H253V180H254V182L252 181V179H250L249 177H248V173L246 174V175H244L245 173H243L242 172V170L243 169H246V166H244L243 164H241V165H238V168H239V170L241 171H238V172H240V173H243V175H241V174H239V175H241V177L239 176V175H237L236 173L234 174V171L236 170V165L235 164H238L240 161H242L241 160V158H244V157H241V156H244L243 154H246V152H247V154L249 153V156H250V153L251 154H253L254 155V153L256 154V152H257V154L258 155H255V156H258L256 159H257V162L258 163H256L257 165L256 166H258V167H256L257 168V171H258V168H259V172H260V170L262 169L263 171H264V165H261L262 163H264L263 161H264V115H263V113H260V115L259 114H254V115H252L251 113H248V114H246L245 112H244V115L245 116H247V117H245V119H241V118H243V117H241V118H239L240 116H238V114L239 113H237L236 114V112L234 111V110H237L236 109V104H237V102H239V101H241V100H243V99H240V97L242 96V97H244L245 98V96H246V98L244 99V100H246V99H248L247 97H250L251 96V98L253 99V97H254V99L256 100L257 99V102H258V100H260L261 102H264V88L262 87V89L259 87V84L261 85V86H263L264 85V55H262V54H264V48H262V47H264V41H262V43H261V41L258 39H256L255 40V42H257L258 41V43H259V41H260V43L259 44H257L256 46H255V44L256 43H254V45L252 44L253 42H250V41H253L254 40V38H251V37H256V35H251V34H258L259 33V35H261V37H262V39L264 38V35L262 36V34H264V31H261L262 29H263V27L261 26V25H259V24H261L260 23V20H259V22H255L256 24H254V26L255 25H257L258 23V25L260 26V27H262V29H260L259 30V27L257 28V27H253L251 30H247V27L249 26V24L247 23V25L246 24H244V28L246 29V31H250L249 33H250V35H248L247 33L248 32H246V31H244V28H242L241 26H243V23H241V20H243V19H239V18H237L236 20H240V22H237V23H241L242 25H240V30L241 29H243V33L244 32H246V34H245V36H248V38H244L245 40H247L246 41V45H244V46H246L247 48H245L244 47V49L247 51L246 52V54L249 52L250 54H247V55H245V53L243 52V54H241L240 52L241 51H244L243 49H241L242 47H239L240 46V40H242L243 38L242 37H240V36H243L244 37V35H242V32H241V35L240 34H235V32L236 31H238L239 33H240V30H238V28H237V30L236 29H233V30H229V32H228V28H229V26H227L226 25V22H225V25L228 27L227 29H224V27L223 28H221V29H224L223 31L222 30H219V31H217L218 33H219V35H220V32H221V34H223V32H226L225 30H227V35H226V33H224L225 35H224V37H225V40H219V39H217V37H215V36H217L218 34L217 33H215V36L214 37H212L213 36V34L214 33H212L211 31V33H207V35H210V34H212V38L209 36H206V33L204 34V37L206 36L207 37V40H208V38H210V39H214V40H211V43L209 44V40L208 41H206V40H203V39H206V37L204 38L203 37V39H202V34L200 35V37L199 38H194L193 36H189L190 34L187 32V34H189V35H187V34H185L186 32H182V31H180L179 29H177V27L176 28H174V29H172L171 28V30H170V33L172 34V35H170V36H172L173 37V39L170 41V39H171V37H170V39L168 38L169 37V34H168V32H169V25H166V23H168L167 21H166V23H165V27L162 29V31L161 30H159V27H161L162 28V23L160 22V20H159V18L158 19H155V18H157V17H159V16H154L155 15V13L154 14H152L154 11L153 10H150L149 8H150V3H148V1H147V3H146ZM184 1V0H183ZM199 1H201V0H199ZM199 1L198 0H189V2L190 3H188V6L191 8L193 5H195V6H193L194 8L198 5V6H200L201 7V9H199L198 8V10H199V15H200V10H202V13L204 14L205 13V8H209V10L207 11L206 10V12H207V14L210 16V17H212V15H213V18H215L216 19V17L219 15V13H217V15L216 16H214V11H212V12H214V13H212V12H209V11H211V10H214V9H216V8H218V9H220V6L219 7H216V6H218V5H216L217 3L218 4H220V1H218L216 4H213V2L215 3V1L216 0H205V1H203L202 0V3H200L199 4ZM235 1H237V0H234V2ZM260 0H258V2H259ZM14 2V3H13ZM26 2V5L25 4H20V3H25ZM65 2V3H64ZM79 2V4H81ZM99 2H102V1H99ZM186 2H187V0H186ZM186 2H184V4H183V7H178L179 9L177 10V9H175L174 8V10H177V16H178V18H179V14L180 13H184V14H186L187 15V13H185V12H189V15H191L192 16V14L190 13V11H188L189 9H188V7H186L187 6V4H186ZM195 2V3H194ZM233 1H228V0H222V3L220 4V5H223L224 6V4L225 5H227V6H225L224 8L226 9V8H228L229 7V9H230V7H231V3H233V4H236V2L234 3ZM112 3V2H111ZM146 3V4H145ZM198 3V4H197ZM257 3V2H256ZM260 3H262V7H264V0H262ZM14 4H15V7H14ZM19 4V5H18ZM63 6H62V5ZM74 4H76L75 6H74ZM85 3L83 4V5H86ZM147 4H148V6H147ZM152 4V3H151ZM24 6V7H22V6ZM83 5H81V7L78 5V7L76 6L75 8H76V11L75 12H77V10H79V12H80V10L83 8ZM112 6H113V3L111 4ZM111 5H109L108 7H110L111 8ZM138 5V6H137ZM186 5V6H185ZM190 5H192V6H190ZM213 7H212V6ZM216 5V6H215ZM261 5V4H260ZM29 6V7H28ZM67 6V8H71V7H68ZM131 6V7H130ZM170 6V5H169ZM172 6V5H171ZM180 6H182V5H180ZM197 6V7H198ZM214 6L216 7V8H214ZM234 6V5H233ZM232 6V7H233ZM27 7V8H26ZM60 7V8H59ZM61 7H62V10H61ZM107 7V8H108ZM137 7H139V10H138V8ZM143 7V12H146L147 11V14L146 13H143L141 16L142 17H144L145 15L144 14H146V15H148V13L150 12H152L151 14H149V16H147V18L145 19V20H143V18H142V20L140 19L139 20V15L141 14L140 12L142 11V9L140 10V8H142ZM151 7H153V4L151 5ZM187 8V9H184V8ZM196 7V8H197ZM71 8V9H72ZM79 8V9H78ZM137 8V10L135 11V9ZM180 8H181V11L182 12H180L179 13V10H180ZM214 8V9H213ZM234 8V7H233ZM58 9H60L61 10V12L59 13L58 12ZM103 9V8H102ZM112 9V8H111ZM128 9V10H127ZM153 9V8H152ZM182 9H184V10H182ZM192 9V8H191ZM190 9V10H191ZM205 9V10H204ZM211 9V10H210ZM217 9V10H218ZM229 9H228V11H229ZM73 10V12H74V9H72ZM114 10V9H113ZM126 10V12H125V14H123V12ZM146 10V11H145ZM150 10V11H149ZM195 10H197V9H195ZM194 10V11H195ZM197 10V11H198ZM203 10H204V12H203ZM221 10V9H220ZM219 10V11H220ZM231 10H233V9H231ZM235 10V9H234ZM1 11V10H0ZM110 11H112V10H110ZM118 11V12H117ZM140 11V12H139ZM149 11V12H148ZM221 11H223V9L221 10ZM52 12V13H51ZM64 14H63V13ZM74 12V13H75ZM79 12H77V13H79ZM129 12V13H128ZM138 13V15H135L136 13ZM216 12H218V11H216ZM231 12V11H230ZM230 12H229V14H230ZM258 12H261V11H258ZM1 13H2V11H1ZM91 13V12H90ZM193 14H196V11H195V13L194 12H192ZM221 13V12H220ZM51 14H53L54 16H51ZM123 14V15H122ZM157 14V13H156ZM184 14H181L180 15V18H179V21L180 20H182L181 18L184 16ZM206 14V13H205ZM222 14V13H221ZM236 14H238L237 12H236ZM240 14H242V13H240ZM246 13H244L243 15H245ZM257 14H259V13H257ZM62 15V16H61ZM129 15V16H128ZM144 15V16H143ZM151 15H153L154 16V18H153V16H151ZM158 15V14H157ZM183 15V16H182ZM207 15V16H208ZM223 16L222 17H224V15H226V18H227V12H224V14H222ZM231 15V14H230ZM233 15V14H232ZM239 15V14H238ZM61 16V17H60ZM182 16V17H181ZM190 16V18H194V16L195 15H193V17H191ZM204 16V15H203ZM202 16V17H203ZM219 16H221V15H219ZM218 16V17H219ZM241 17H242V15H240ZM257 17L259 16V15H256ZM57 17H58V19H57ZM63 17V18H62ZM149 17V18H148ZM150 17H152L153 19H155V20H158V21H155L154 22V20L152 19V18H150ZM197 17H199V16H197ZM205 17V16H204ZM204 17H203V20H204ZM218 17H217V19H218ZM229 18H230V16H228ZM240 17V18H241ZM246 17H247V15H246ZM252 17V16H251ZM251 17H247V19L245 20L246 22H248L247 20H248V18H250L251 19ZM0 18H2V14H0ZM28 18V19H27ZM33 18V19H32ZM65 18H66V20H65ZM135 18H138V21H137V19H135ZM186 18H189V16L187 15L186 17H185V19ZM200 19H198V20H196V22L198 21V23H201V17H199ZM221 18V17H220ZM233 18H235V17H233ZM261 18H263V17H261ZM3 19V18H2ZM30 19V20H29ZM35 19V20H34ZM65 21H64V20ZM125 19V20H126ZM152 20V21H149V20ZM196 19V18H195ZM216 19V20H217ZM255 18H253L252 20L253 21H255L254 20ZM257 19V18H256ZM13 20V21H12ZM26 20H29V21H31V23H28L27 24V22H26ZM56 20V21H55ZM146 20H147V22H146ZM186 20H188V21H186V22H188L189 23V19H186ZM190 20H192V19H190ZM220 20V19H219ZM219 20H217V21H219ZM227 20H229L228 18H227ZM1 19H0V23H1ZM28 21V22H29ZM39 21V22H38ZM64 21V22H63ZM141 21V22H140ZM195 21V20H194ZM234 21H235V19H234ZM258 21V20H257ZM263 21V24H264V20H262ZM114 22H116V21H114ZM143 22V23H142ZM182 22L183 23H186V22H184L183 20H182ZM190 22H193V20L192 21H190ZM212 22H214V21H212ZM222 22V21H221ZM229 22H233L232 20L231 21H228V23ZM250 23H251V20L249 21ZM22 23V25H20V24ZM35 23V24H34ZM37 23V24H36ZM39 23H41V24H39ZM155 23H157L156 25H155ZM230 23V24H231ZM253 23V22H252ZM252 23H251V25H252ZM27 24V25H26ZM41 25V26H39V25ZM139 24V25H138ZM162 24V25H161ZM189 24H191V23H189ZM194 24H195V22H194ZM193 23H192V27L191 28H193V25H194ZM214 24V23H213ZM215 24H216V26L217 25H219V22H218V24L215 22ZM222 24V23H221ZM233 24H234V22H233ZM15 26V27H17L18 29H16L15 27H12V26ZM26 25V26H25ZM31 25H35L34 26V28H33V26H31ZM160 25V26H159ZM179 25L181 26V23H179ZM182 25H184V24H182ZM187 25V24H186ZM186 25H185V27H186ZM200 25V24H199ZM232 25V24H231ZM235 25V24H234ZM234 25H232V26H234ZM1 26L2 25H0V34H1V32H2V30H1ZM11 26V27H10ZM19 26V27H18ZM25 26V27H24ZM37 26H39V27H41L40 29H39V32H40V36L39 35H37L39 32H37L38 30V28H37ZM117 26H119V24H117ZM159 26V27H158ZM180 26H179V28H180ZM210 26H211V23H210ZM215 26V25H214ZM214 26H211V27H214ZM224 26V25H223ZM237 26H238V24H237ZM236 26V27H237ZM264 26V25H263ZM23 27H24V29H23ZM37 29H36V28ZM158 27V28H157ZM184 27V26H183ZM196 27V26H195ZM200 27V26H199ZM218 27V26H217ZM219 27H220V25H219ZM222 27V26H221ZM235 27V26H234ZM250 27V26H249ZM12 28H14L15 30H13ZM29 28V29H28ZM215 28V27H214ZM232 28V27H231ZM230 28V29H231ZM251 28V27H250ZM258 30H257V29ZM11 29L14 31H11ZM194 29V28H193ZM201 29V28H200ZM212 29V28H211ZM215 29H217V28H215ZM25 30H26V33L28 32V33H30V34H27L26 35V33H25ZM44 30V31H43ZM158 30V31H157ZM181 30H184V29H181ZM236 30V31H235ZM254 30V32H252ZM264 30V29H263ZM33 31V32H32ZM35 31V32H34ZM47 31V32H46ZM121 31H124V28L121 30ZM142 31V30H141ZM185 31V30H184ZM214 31V30H213ZM14 33V34H12V33ZM19 32V33H18ZM41 32H45V33H41ZM216 32V31H215ZM237 32V33H238ZM252 32V33H251ZM258 32V33H257ZM37 33V34H36ZM142 33V32H141ZM157 33V34H156ZM229 33V34H228ZM36 34V35H35ZM155 34V35H154ZM166 34V35H165ZM217 34V35H216ZM141 35V34H140ZM144 34H142V36H143ZM132 37H135L134 35H132V36H130V38L132 39ZM141 37V36H140ZM220 37V36H219ZM222 37V36H221ZM224 37H223V39H224ZM237 37V38H236ZM258 37V36H257ZM261 37L259 36L258 38H260L261 39ZM142 38V37H141ZM194 39L196 40V39H198L197 41H204V42H206V43H203V41L201 42L202 44H205L207 47H208V45L209 46H211V48L209 47V52L210 51H212V53H211V55H210V53L208 52V54L206 53V51H208L207 50V48L206 49H204V51H205V53L204 54H207L208 55V57L207 58H209V60H208V62H210V63H208V62H206L207 61V59H205L204 61H203V58L205 57L206 58V56H204V54L202 53L201 55L202 56H204V57H202L201 59H202V61L200 60V58H198L199 59V63L198 62H196V59H197V57H196V59L194 58L195 57V55L197 56V53L193 56V57H191L193 54H191V51H192V53H193V51L194 52H196V48H198V51L197 52H199V50L200 51H202L201 50V48H200V45H201V43L199 42V43H197V41H195L194 43H193V41H194ZM217 41H216V40ZM239 39V42L237 43V41L236 40H238ZM244 39L242 40L243 42H245L244 41ZM250 39H252V40H250ZM261 39V40H262ZM145 40H146V43L145 44H142L141 46H142V48H144L143 50L145 51H149L150 50V48L147 50V49H145L146 47H147V45H149V44H147V42H149L150 43V41L149 40H147L146 38H145ZM170 42H169V41ZM248 40H250V41H248ZM144 41V36H143V40H142V42ZM168 41V44L166 45V42ZM191 41V42H190ZM241 41V42H242ZM174 42V43H173ZM3 43V44H2ZM144 43V42H143ZM171 43V44H170ZM172 43L173 44H175V45H172ZM2 44V45H1ZM190 44V45H189ZM196 44H198V46L196 45ZM208 44V45H207ZM245 44V43H244ZM249 44H252V45H249ZM262 44V45H261ZM146 47H145V46ZM192 45V46H191ZM249 47H248V46ZM36 46V47H35ZM169 46V47H168ZM194 46V47H193ZM252 46L254 47V49L252 48ZM38 47V48H37ZM189 47H191V48H193V49H191V48H189ZM141 48V49H142ZM175 48H177L176 50H175ZM179 48V49H178ZM205 48V47H204ZM259 48V49H258ZM3 49V50H2ZM25 49V50H24ZM28 51H27V50ZM36 49V50H35ZM39 49V50H38ZM88 48L87 47H83V50H82V52H81V49H79L80 50V52H78L77 53V55H88V57H89V59H91L92 58V55H94V50L93 49H91V48H89V50H87ZM140 49V48H139ZM167 49V50H166ZM190 49V50H189ZM194 49H196V50H194ZM203 49V48H202ZM211 49V50H210ZM261 49H263V50H261ZM38 50V51H37ZM40 50L42 51V54L40 53ZM142 50V51H143ZM180 50V51H179ZM258 50H261V52L260 51H258ZM8 51V52H7ZM87 51V52H86ZM101 51H104V49H102ZM143 51V52H144ZM146 51L144 52L146 55H147V53H146ZM167 51V52H166ZM213 51H214V54H216V55H213ZM219 52L218 54L216 53V52ZM223 51V52H222ZM240 51V52H239ZM257 51V52H256ZM21 52V54H19ZM22 52H23V54H22ZM150 52V51H149ZM175 52V53H174ZM235 54H237V52H238V54L237 55H235ZM9 53H10V55H9ZM25 53V54H24ZM167 53V54H166ZM174 53V54H173ZM179 54V55H177V54ZM255 53V54H254ZM260 53V54H259ZM262 53V54H261ZM27 54V55H26ZM41 54V55H40ZM102 54H104L103 52H102ZM149 54V53H148ZM170 54V55H169ZM172 54V55H171ZM176 54V55H175ZM189 54L191 55V56H189ZM61 55V56H60ZM149 55H151V54H149ZM24 56V57H23ZM168 56V57H167ZM179 56V62H176V61H178V59L175 61V57L177 58ZM200 56V55H199ZM198 56V57H199ZM59 57V58H58ZM66 57V58H65ZM85 57V56H84ZM171 57V58H170ZM174 57V58H173ZM189 57V61H187L186 60V58H188ZM170 59V62H172V63H167L166 65H167V69H163L166 65H163V64H165L166 62L164 61L165 59L167 60V59ZM193 59L192 61H194V63H190V62H192L191 61V59ZM213 59V61H212V59ZM221 58H222V60H221ZM223 58L225 59V60H223ZM25 59V60H24ZM214 59H215V62H214ZM237 59H239V60H237ZM78 60H80V59H78ZM172 60V61H171ZM9 61V62H8ZM32 61V62H31ZM84 61L86 62V61H88V60H85V58H84ZM181 61V62H180ZM189 62L192 66H194L193 68L191 67V69H193L194 70V68H197V66L201 63V65H200V67H198L197 69H196V71H194L193 72V70L192 71H190V65L188 66V64L186 63V62ZM212 61V62H211ZM223 61H225V62H223ZM227 61V62H226ZM30 62V63H29ZM89 62V61H88ZM92 62V61H91ZM175 62V63H174ZM182 62H185L186 64V66L185 65H183L184 63H182ZM203 62V63H202ZM205 62H206V64H209L208 66H211V65H213L212 67H208L207 65V68H209V71L210 70H212L211 72V74H213V76L210 74V72H208V69L206 68V70H205V67L204 68H202V70L203 71H201V69H199V68H201L202 67V64L204 65L205 64ZM219 62V63H218ZM220 62L222 63V64H220ZM230 62V63H229ZM241 62H243V63H241ZM8 63H10L9 65H8ZM16 63V64H15ZM38 63V64H37ZM162 63V64H161ZM178 63V64H177ZM182 63V65H183V67H182V69L185 71H183L182 72V70H181V67L179 68V70H181V71H179V70H177L178 68H174V67H172V65L170 66L171 68H173V69H176L177 70V72L175 73H172V72H170V71H172V70H170V67L168 66V64H173V66H175L176 67V65H178V67L180 66V64ZM197 63H198V65H197ZM216 63V64H215ZM227 63V64H226ZM231 64V65H233L232 67L230 66H228L229 64ZM71 64V65H70ZM89 64H90V62L88 63V67L89 68H87L86 67V69H91V70H94V68L91 66V64H90V66H89ZM219 64H220V66H219ZM238 64H241V65H238ZM243 64L244 65H246V69H244L245 68V66H244V68H243ZM4 65L10 70H7V68L6 67H4ZM93 65V64H92ZM161 65V66H160ZM196 65V66H195ZM217 65V66H216ZM227 65V66H226ZM14 66V67H13ZM74 66V67H73ZM86 66H87V63H86ZM17 68V70H16V68ZM95 67V66H94ZM142 67V69H140ZM144 66H140V67H137V70H138V72H139V74H140V76H141V74L143 75V74H145V75H143V77L145 76H147V74H148V71H147V69H145V67L143 68ZM184 67H187L186 68V70L187 69H189V71H190V73H189V75H187V73L188 72H186V70L184 69ZM220 67H221V69H220ZM223 67V68H222ZM226 67V68H225ZM230 68V70H229V68ZM241 67V68H240ZM10 68H14L13 70L12 69H10ZM63 68V69H62ZM97 67H95V69H96ZM213 68V69H212ZM199 69V70H198ZM75 70V69H74ZM88 70H85V71H88ZM90 70V71H91ZM98 70V69H97ZM97 70H95V71H97ZM164 70H167L166 72L164 71ZM170 70V71H169ZM225 71V73H224V71ZM250 70V71H249ZM32 71V72H31ZM95 71H92V73L93 72H95ZM188 71V70H187ZM201 71V72H200ZM220 71V72H219ZM5 72H6V76L4 75L5 74ZM99 72H100V70H99ZM178 72H182L181 73V75H180V73H178ZM198 72V73H197ZM204 72V73H203ZM206 72H208V73H206ZM224 73V75H223V73ZM52 73V74H51ZM88 73L89 72H86V77H87V75H88ZM91 72L89 73V75H88V77L87 78H85V80H86V85L84 84V87H83V85H81L83 88H85L86 89V86H87V84H90V83H94V85H93V87H95V88H92L91 89V91L93 92V94H95V93H97L94 89H97V91H98V87H101V82L100 83H97L99 80H97V79H102V78H98V77H100L99 75L97 76V73L98 72H95L96 74H92ZM147 73V74H146ZM178 73V74H177ZM183 73L184 74H186V75H183ZM192 73V74H191ZM194 73V74H193ZM56 74V75H55ZM100 74H101V72H100ZM169 74H170V76H169ZM176 74V75H175ZM190 74H191V76H190ZM196 74V75H195ZM199 74H201V75H199ZM204 74V75H203ZM208 76H206V75ZM42 75V76H41ZM164 75V76H163ZM195 75V76H194ZM211 75V76H210ZM222 75V76H221ZM1 76H3V77H1ZM39 76H41V77H39ZM43 76V77H44ZM55 76V77H54ZM94 76H97V79H94ZM177 76V77H176ZM189 76H190V78H189ZM193 76V77H192ZM198 76V77H197ZM204 76V77H203ZM217 76H219V77H217ZM225 76V78H227V81L223 78ZM261 78H260V77ZM42 77V78H43ZM47 77V76H46ZM46 77H44V78H46ZM58 77H59V79H58ZM102 77V76H101ZM166 79H165V78ZM172 77V78H171ZM175 77V78H174ZM186 77H188V78H186ZM201 77V78H200ZM207 77V79L209 78V80H207V79H205ZM257 77H259V78H257ZM263 77V78H262ZM2 78V79H1ZM178 78V79H177ZM185 78V79H184ZM195 78H198V79H200V80H198V79H195ZM203 78H204V81L205 80H207V83H208V85L206 84L205 85V83L206 82H202V80H203ZM5 79V80H4ZM163 79H164V81H163ZM215 80V82H212V81H214ZM222 79H224L225 81H223L224 83H226V82H229L230 81V83H228L229 84V86H227V85H225V86H227V87H225V86H223L222 87V85H221V83H223V82H221V80ZM42 80V79H41ZM55 80V79H54ZM87 80H88V82H87ZM89 80H90V83H89ZM260 80V81H259ZM51 81H53V79L52 80H50V79H46V83L45 84H43V85H48V86H53V84L52 85H50V83H51ZM97 81V82H96ZM102 81V80H101ZM202 83H201V82ZM242 81V82H241ZM253 81H255V82H253ZM35 82V83H34ZM41 81L39 80V82L38 83H40ZM50 82V83H49ZM77 84H79V82H77V81H75ZM189 82V83H188ZM210 82V83H209ZM218 82H220V85H219V83ZM253 82V83H252ZM259 82V83H258ZM261 82V83H260ZM7 83V84H6ZM84 83H85V81H84ZM92 83V84H93ZM159 83H162V85L161 84H159ZM168 83V84H167ZM172 83V84H171ZM193 83V84H192ZM197 83V84H196ZM200 85H199V84ZM212 83V84H211ZM215 83V84H214ZM218 83V84H217ZM254 83L255 84H257V85H255L256 86V88L254 87V86H252L251 84H253L254 85ZM35 84H36V86H35ZM92 84H90V86L92 85ZM100 84V85H99ZM165 84V85H164ZM195 84V85H194ZM203 84V85H202ZM218 86H217V85ZM250 84V85H249ZM164 85V86H163ZM210 85V86H209ZM232 85V86H231ZM235 85V86H234ZM245 86L244 87V89H241L242 88V86ZM18 87L17 89H14L13 87ZM89 86V85H88ZM88 86H87V88H88ZM161 87V88H160ZM171 87V88H170ZM208 87V88H207ZM210 87V88H209ZM213 87V88H212ZM251 87V88H250ZM12 88V89H11ZM33 88V89H32ZM240 88V89H239ZM254 88V89H253ZM259 88V89H258ZM17 90V92L19 91V94H20V96L18 97V95H17V99L15 98L16 96H14V94H12V91H13V93H15V91L14 90ZM12 90V91H11ZM90 90V89H89ZM213 90V91H212ZM225 90V91H224ZM237 90V91H236ZM242 90V91H241ZM4 91V92H3ZM63 91V92H62ZM94 91H95V93H94ZM216 91V92H215ZM263 92L262 94H261V92ZM11 92V93H10ZM62 92V93H61ZM256 92V93H255ZM212 93V94H211ZM223 93V94H222ZM228 93V94H227ZM156 94H155V96H156ZM212 96H211V95ZM241 94H243V95H241ZM210 95V96H209ZM214 95V96H213ZM261 95V96H260ZM32 96V97H31ZM220 96V97H219ZM15 99H14V98ZM225 98H227V99H225ZM222 99V100H221ZM12 100H14L13 101V103H11L12 102ZM217 100V101H216ZM219 100V101H218ZM231 100V101H230ZM19 101V102H18ZM165 101V103H163ZM217 103H216V102ZM260 101H259V103H260ZM172 102V103H171ZM183 102V103H182ZM232 102V103H231ZM17 103H18V105H17ZM210 103V104H209ZM236 103V104H235ZM162 104H164V105H162ZM170 104V105H169ZM207 105V107H209V108H207L206 107V105ZM222 104H224L225 106H223ZM262 104V107H263V105H264V103H261ZM168 105V106H167ZM215 105H217V107L215 106ZM228 105V106H227ZM223 106V107H222ZM215 107H216V109H215ZM226 107V108H225ZM221 108V109H220ZM223 108L224 109H226V110H224V111H222L223 110ZM208 110V111H205V110ZM211 109V110H210ZM228 109H230L229 111H228ZM181 110V111H180ZM232 110V111H231ZM234 111V112H233ZM208 112V113H207ZM226 112V113H225ZM31 113V114H30ZM231 113V114H230ZM207 114V115H206ZM227 114H230V115H227ZM234 114V115H233ZM238 116V117H236V115ZM208 116V118H206ZM242 116V115H241ZM178 117V118H177ZM232 117H234V118H239V120H242L243 122H244V124H243V122L242 123H240V122H238L237 120H232ZM251 117V118H250ZM257 117V118H256ZM259 117V118H258ZM167 118V119H168ZM171 118V119H170ZM180 118V119H179ZM247 118V119H246ZM175 119V120H174ZM208 119V120H207ZM256 119H258V120H256ZM260 119H261V122H262V124H261V122H259L260 121ZM26 120V122L27 123H25L24 121ZM30 122H29V121ZM216 120H221V123L222 122H225V124H226V121L228 122V123H230V124H228V125H225V124H221L220 123V121L218 122V121H216ZM254 120V121H253ZM167 122H168V120H166ZM215 121H216V123L218 122V123H220V125L218 124V126L219 127H217V126H215ZM232 121H234V122H232ZM247 121V122H246ZM27 125V127H24L25 126V124ZM182 123H183V121H181ZM203 122V123H202ZM252 124V125H250V123ZM180 123V122H179ZM236 123H238V124H236ZM249 125H248V124ZM254 123V124H253ZM260 123V124H259ZM17 124H20V126L19 127H17L18 125ZM206 124V125H205ZM211 124V125H210ZM22 125V126H21ZM221 125H224V126H221ZM231 125V126H230ZM29 126V127H28ZM230 126V127H229ZM23 127H24V129H23ZM237 127V128H236ZM193 128V129H194ZM19 129V130H18ZM227 130V131H226ZM260 130V131H259ZM10 131H12V133L14 132L15 134L14 135H16V136H14V135H10V138L8 137L9 135H7V133L6 132H10ZM186 131V130H185ZM185 131H183L184 133H185ZM223 131H225V132H223ZM17 133V134H16ZM183 133V134H184ZM189 133V132H188ZM224 133H226V134H224ZM185 134H187V131H186V133ZM194 135V136H193ZM222 135V136H221ZM189 136V137H190ZM8 137V138H7ZM188 139V138H187ZM185 140H186V138H185ZM256 142V143H255ZM196 143V144H195ZM193 145L192 146H190V149L193 147ZM259 145V146H258ZM227 147V148H226ZM260 147H261V149H260ZM26 148V149H25ZM197 148H201L200 146L199 147H197ZM196 148V149H197ZM239 148H241V149H239ZM242 148L244 149L243 151L244 152H241L242 151ZM196 149H195V151H196ZM199 149H197V150H199ZM238 150V151H237ZM239 150H241V151H239ZM203 151H204V153L206 154V153H208V155H210V157H206L207 155H205L204 153H203ZM246 151V152H245ZM259 152V153H258ZM30 153V152H29ZM184 153V152H183ZM221 153L223 154V155H221ZM225 153V154H224ZM185 154V153H184ZM201 154H204L205 156H202ZM231 154V155H230ZM32 155V156H31ZM218 155H221L223 158H221V156L220 157H218ZM228 156L227 158L228 159H230V161L233 159V161H227L228 159L225 157V156ZM217 156V157H216ZM232 157V159H231V157ZM238 156V157H237ZM260 156H261V158H260ZM263 156V157H262ZM240 157V158H239ZM208 158H210V159H208ZM225 158H226V160H225ZM239 158V159H238ZM222 159V160H221ZM205 160V161H204ZM234 161H235V164H234ZM237 161H239L238 163H237ZM20 162H22V163H20ZM206 162V163H205ZM212 162H214V163H212ZM228 162V164H226ZM232 163V164H234L235 165V167H234V165H232V167H233V170H232V167L231 168H229L230 167V163ZM244 162V164H245V162L246 161H242V163ZM261 162V163H260ZM210 163V164H209ZM241 163V162H240ZM33 164V165H32ZM230 164V165H229ZM245 165H249V164H245ZM251 165H255L254 163L253 164H251ZM9 166H14L15 168H16V166L18 167V168H16L17 169V171H18V174H17V172H16V170L14 171V170H11V169H8L9 168ZM186 166V167H187ZM222 166V167H221ZM225 166V167H224ZM239 166H242V167H239ZM228 167V168H227ZM251 166L249 165V168H250ZM46 168V167H45ZM195 168V167H194ZM223 168V169H222ZM225 168V169H224ZM243 168V169H242ZM248 168V167H247ZM19 169V170H18ZM22 169H23V171H22ZM228 169H231L230 170V172H228L229 170ZM7 170H9V171H7ZM188 170V169H187ZM193 170V171H192ZM228 170V171H227ZM250 171V173H253L254 174V172H253V170H255V166H254V169L252 168V170L251 169H249ZM200 171V173H198ZM227 171V172H226ZM236 171V172H237ZM244 171V170H243ZM247 171V170H246ZM252 171V172H251ZM6 172V173H5ZM9 172V173H8ZM15 172V173H14ZM24 172V174H29L28 175V177H27V175H24V174H22ZM30 172V173H29ZM108 172L110 173V171H107V170H103L102 172H101V174H100V176H98L97 175V173H95V178H96V181H98L99 183V185L98 184H96V186H97V188L95 189V191L94 192H99V193H102L104 190H105V188H106V186H107V181H108V177H107V175H108ZM191 172V173H190ZM194 172V173H193ZM221 172H226V173H228V176H229V173L231 174L232 173V176H234L233 177V180H231L230 181V179H225L226 177H227V175H224V173H221ZM5 173V174H4ZM10 173L11 174H14V175H10ZM186 173H187V171H186ZM225 173V174H226ZM19 174L21 175V178H25L24 180H26L27 182H23V180L22 179H20L19 177H17V176H19ZM253 174H251V175H253ZM255 174L253 175V177L255 176ZM8 175H10V177L8 176ZM24 177H23V176ZM35 175V176H34ZM199 175H201L199 178H197ZM224 175V176H223ZM250 175V174H249ZM8 176V177H7ZM14 176V177H13ZM191 176V177H190ZM194 176V177H193ZM197 176V177H196ZM231 176V175H230ZM229 176V177H230ZM237 176H239V177H237ZM243 176V177H242ZM244 176H245V178H244ZM247 176V177H246ZM261 176V177H260ZM12 177V178H11ZM27 177V178H26ZM187 177V178H186ZM188 177H190V179L188 178ZM202 177V178H201ZM204 177V178H203ZM225 177V178H224ZM237 177V178H236ZM251 177V176H250ZM29 178H32V180L31 179H29ZM39 178V179H38ZM234 178H236L238 181H234ZM249 178L250 180H251V182H250V180L247 179ZM258 178V179H257ZM18 179H20V180H18ZM231 179H232V177H231ZM13 180V181H12ZM41 180V181H40ZM47 181V183H46V181ZM190 180V181H189ZM198 180H200V181H198ZM256 180V181H255ZM19 181V182H18ZM45 181V182H44ZM246 181V182H245ZM261 181V182H260ZM4 182V183H3ZM36 182V184L34 185V187H33V184ZM44 182V183H43ZM49 182V183H48ZM100 182L102 183L101 185H100ZM184 182V183H183ZM196 182V183H195ZM25 183V184H24ZM28 183H29V185H28ZM215 183V184H214ZM233 183L235 184V186H233ZM244 184V186H243V184ZM262 183H263V185H262ZM5 184V185H4ZM38 184V185H37ZM45 184V185H44ZM231 184V185H230ZM253 184V185H252ZM256 184V185H255ZM17 185V186H18ZM25 185V186H24ZM29 187H28V186ZM38 186V188H39V190H38V188H36L37 186ZM102 185L104 186V189H103V187H102ZM212 185H214V187L212 186ZM215 185H216V188H215ZM237 185V186H236ZM247 185V186H246ZM36 186V187H35ZM50 186H52V187H50ZM206 186V187H205ZM238 186H240V187H238ZM242 186V187H241ZM255 186V187H254ZM54 187H56L57 188V190H56V188H54ZM59 187V188H58ZM213 187V188H212ZM186 188H187V190H186ZM215 188V189H214ZM260 188V189H259ZM262 188V189H261ZM52 189H54V190H52ZM103 189V190H102ZM127 185H125L124 186V188H122V190H121V193H120V202H124L125 200L126 201H128L129 200V198H128V195H127ZM201 189V190H200ZM240 189H242V190H240ZM30 190V191H29ZM33 192H32V191ZM37 190V191H36ZM59 190H61V191H59ZM64 190V191H63ZM66 190V191H65ZM124 190V191H123ZM178 190V191H177ZM181 190H183V191H181ZM189 190V191H188ZM205 190V191H204ZM208 190V191H207ZM211 190V191H210ZM8 191V190H7ZM53 191V192H52ZM56 191H58V192H56ZM69 191V192H68ZM78 193H77V192ZM159 191H163V187H160L159 188ZM200 191V192H199ZM204 191V192H203ZM219 191H220V194H219ZM241 191V192H240ZM254 191V190H253ZM4 192V193H3ZM29 192V193H28ZM31 192V193H30ZM80 192L82 193L81 195H80ZM125 194H124V193ZM189 192H190V194H189ZM210 192V193H209ZM239 192V193H238ZM248 192V193H247ZM256 192H254V194L256 193ZM7 193V192H6ZM50 193H54L53 195H55V193H57L55 196L61 201H59L55 196H53L52 194H50ZM60 193H61V195H60ZM65 193V194H64ZM207 193V194H206ZM222 193V194H221ZM234 193V194H233ZM250 193V194H249ZM8 194H10L9 192H8ZM14 194H15V192L13 193V191H12V196H14ZM31 194V195H30ZM217 194V195H216ZM231 194V195H230ZM233 194V195H232ZM241 195V196H238V195ZM249 194V195H248ZM60 195V196H59ZM122 195V196H121ZM123 195H124V197H123ZM208 195V196H207ZM11 196V195H10ZM32 196V197H31ZM59 196V197H58ZM6 197H7V194H6ZM30 197V198H29ZM35 197H36V199H35ZM61 197H63V198H61ZM83 197V198H82ZM208 197V198H207ZM214 197H216L217 199H214ZM246 197V196H245ZM12 199H13V197H11ZM68 198H67V200L66 201H68ZM122 198V199H121ZM123 198H124V200H123ZM5 199V198H4ZM15 199V198H14ZM13 199V200H14ZM58 201H57V200ZM63 199V200H62ZM233 199H235V198H233ZM13 200H11V201H13ZM123 200V201H122ZM15 201V200H14ZM202 202V203H206V202ZM52 202H51V204H52ZM58 202H59V206H58ZM208 202V201H207ZM257 202H259V203H262L261 201H257ZM257 202L255 203L254 201L252 202L253 203V205L254 206H257ZM13 203V202H12ZM64 203H63V205H64ZM209 203V204H210ZM67 205H69V203H66ZM208 204V203H207ZM206 204V205H207ZM256 204V205H255ZM3 206V207H2ZM139 206H140V208H141V210H144V212H146V209H144V207H143V204L141 203V202H139ZM157 206H159V205H157ZM156 205L155 206H152L151 207V216H152V218H153V220L155 221V222H157V223H160V224H162V223H168V220H167V218H164V215H163V217L162 216H160V213H161V210H159V211H157V209L156 208H158ZM196 206V207H195ZM198 206V207H197ZM200 206V203H196V204H194V205H190L189 207H187L186 209H183L182 210V212L184 211V210H186L185 212L186 213H184L183 214V218L182 217H180V219H182V220H180L179 221V217L177 216V214L178 213H176V211H174L173 213H171V214H167V217L169 218V219H172L173 220V222L174 223H176L177 222V225H176V229H177V231H178V233L181 235V236H185V237H187L188 238V241L191 243V245L193 246V248H194V250L195 251H200V244H197V243H199L200 242V238H201V231H202V229L204 228V227H207V225L205 224V223H203L202 221H200V219L202 218L201 217V214L202 213H204V211L199 207ZM195 207V208H194ZM192 210H190V209ZM193 208V209H192ZM2 209H3V211H2ZM194 210L196 211V212H194ZM140 210H137V213H138V215H142L140 212H139ZM197 211H198V213H197ZM188 212V213H187ZM192 212H193V215H192ZM195 213V214H194ZM186 214V215H185ZM187 214H188V216H187ZM197 214V216H195ZM158 215H159V217H158ZM193 216H195V218L193 217ZM193 217V218H192ZM198 217V218H197ZM46 218H50V216L49 217H47V215H46ZM186 218L189 220V218H191L192 220H194V221H192L191 219H190V222L193 224V225H191V223H190V227L189 226H185L188 222H185L186 221ZM146 219V218H145ZM31 221V220H30ZM161 221V222H160ZM181 221H184V223H182ZM259 221V222H258ZM32 222V221H31ZM30 222V223H31ZM256 222H258V223H256ZM256 222L253 224V225H251V228H253L254 230H259L260 231V229H261V231H263L264 232V214H262L260 217H258V218H256ZM32 223H34V222H32ZM186 223V224H185ZM21 224V223H20ZM19 224V225H20ZM23 224V223H22ZM21 224V225H22ZM172 224V223H171ZM183 224H185L184 226H183ZM20 225V226H21ZM196 227H195V226ZM3 226H5V227H3ZM192 226H194L195 227V229L192 227ZM256 226V227H255ZM201 229V231H199L200 229ZM262 227V228H261ZM20 229H21V227H20ZM194 229V230H193ZM189 232H188V231ZM48 231V230H47ZM198 232V233H197ZM263 232H259V236H261V238H263L262 239V241L264 242V233ZM48 233V232H47ZM262 233V234H261ZM3 234V233H2ZM2 234H1V237H0V240L2 239ZM128 234V233H127ZM126 234V235H127ZM43 236H44V233H43ZM45 236H46V233H45ZM263 236V237H262ZM49 237H51L50 235L49 236H46V237H42L41 239H48ZM64 237V236H63ZM58 238H60V237H58ZM51 239V238H50ZM64 239V238H63ZM66 239V238H65ZM61 240V238L59 239L60 240V242H59V240H57L58 241V243H57V245H54L53 246V244L52 243H49L50 244V246H49V244H48V249L51 247L53 250H51V252L53 251V252H55L54 254H55V256H54V258H53V260L51 259V257H52V255L53 254H51V253H49L48 252V254H47V256H48V258H50L52 261H50V259L47 261V262H50V263H47L46 262V264H96V263H98V261L96 262V259L98 260V258L100 257V254L101 253H99V249L98 248H96V252H93V254H94V256L92 255V251L91 250H93L94 248H92V245H91V242H93V237H86V239L83 237V240H84V242H83V240H82V238L81 239H76V241L75 240H71L70 242H68V240ZM3 240V239H2ZM79 240V241H78ZM82 240V241H81ZM56 241V239H54V241H53V243ZM56 241V242H57ZM74 241V242H73ZM196 241V242H195ZM55 242V243H56ZM65 242V243H64ZM195 242V243H194ZM1 244H2V242H0ZM54 243V244H55ZM1 244H0V246H1ZM53 246V247H52ZM77 246V247H76ZM55 247V248H54ZM72 247V248H71ZM150 247L151 248H149L148 247V245H147V247L143 250L144 251V253H143V255H141V257L143 256V258H144V260H143V262L144 263H146V264H148L149 262V264H172V262L174 263V264H181V262H180V260H179V256L176 254V252L175 251H173V250H169V249H166L165 247H162V246H160V245H158L157 244V242H155V241H152V242H150ZM1 248V247H0ZM50 248V249H51ZM50 249L49 250H47V251H50ZM98 249V250H97ZM147 249V250H146ZM157 250V251H161V252H163V253H166L170 258V261H169V259L168 258H165L164 256H162V255H160V257H163V259H160L159 258V261L156 263L155 261L156 260H158V255H156L155 253H152L153 252V250ZM166 249V250H165ZM149 250V251H148ZM151 250V251H150ZM0 251H2L3 252V250H0ZM108 251V250H107ZM107 251H104V252H107ZM110 252H107V253H110L111 255H112V253L114 254V252H111V250H109ZM148 254V255H146V253ZM151 252V253H150ZM98 253H99V255H98ZM103 253V252H102ZM150 253V254H149ZM91 255V257H93V260H91L90 259V256H88V255ZM105 253H103V254H101V255H104ZM155 254V255H154ZM49 255H51V256H49ZM86 255V256H85ZM95 255H96V257H95ZM98 255V256H97ZM107 255V254H106ZM105 255V257L103 258V260L106 258H108L107 260H110V257L109 256H106ZM110 255V256H111ZM152 255V256H151ZM250 255V256H249ZM247 254V257H245L244 255H239V256H236L237 257V259H239V264H258V262L260 261V259L262 258V257H259L258 255L256 256L255 254ZM156 256V257H155ZM3 257H4V255L0 252V260H1V258L3 259ZM152 257H153V259H152ZM236 257H233V258H235L236 259ZM47 258V257H46ZM47 258V259H48ZM96 258V259H95ZM105 259V260H106ZM246 259V260H245ZM89 260H91V263H90V261ZM148 262H147V261ZM160 260H162V261H160ZM173 260V261H172ZM243 260H245V262L243 261ZM172 261V262H171ZM247 261V262H246ZM1 262V261H0ZM4 261H2V263H3ZM111 262H113V261H111L110 260V264H111ZM161 262H163V263H161ZM1 263V264H2ZM102 264V263H101ZM103 264H104V261H103ZM106 264H109V263H106ZM113 264H116V263H113Z\"/></svg>","mask_w":264,"mask_h":264},{"label":"snow or ice","instance_id":"snow-or-ice-1","mask_svg":"<svg viewBox=\"0 0 264 264\" xmlns=\"http://www.w3.org/2000/svg\"><path fill=\"white\" fill-rule=\"evenodd\" d=\"M215 252H216L215 246L212 245V247H211V253H212L213 259L205 261V264H220V262H218V261H216L214 259Z\"/></svg>","mask_w":264,"mask_h":264}]
</instances>
